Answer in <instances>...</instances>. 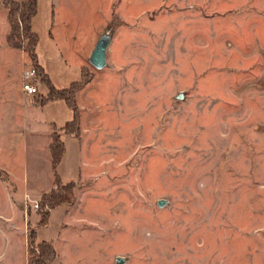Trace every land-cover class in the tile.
Masks as SVG:
<instances>
[{
  "label": "rangeland",
  "instance_id": "rangeland-1",
  "mask_svg": "<svg viewBox=\"0 0 264 264\" xmlns=\"http://www.w3.org/2000/svg\"><path fill=\"white\" fill-rule=\"evenodd\" d=\"M10 1L21 0H0V264H22L25 224L53 249L46 264H264V0H36L34 54L70 93L66 135L73 111L43 99L45 76L25 77ZM48 132L63 147L54 171ZM53 172L70 200L34 228Z\"/></svg>",
  "mask_w": 264,
  "mask_h": 264
},
{
  "label": "trees",
  "instance_id": "trees-1",
  "mask_svg": "<svg viewBox=\"0 0 264 264\" xmlns=\"http://www.w3.org/2000/svg\"><path fill=\"white\" fill-rule=\"evenodd\" d=\"M35 4L36 0H21V1H10L7 7V16L8 22L10 26V30L12 33L17 34V23L21 25V34L23 39L26 40V44L24 45V49L28 58L33 65L34 75L37 76H45L41 82H43L47 88L48 92L44 100L54 101V100H63L67 107H69L72 111L73 105L68 99L70 93L66 90H56L51 87L48 78L44 74L43 70L37 65L36 58L34 54V47L36 44V35L30 29V20L35 14ZM18 35V34H17ZM86 83V80L84 81ZM74 86V85H72ZM71 87V86H70ZM42 99V102L44 101ZM75 113L73 111V118L71 121L64 124L62 128L59 129L63 134H68V126L73 123ZM50 143L48 145V151L50 156V164L52 171L58 164L62 153L63 147L62 142L60 140V134L51 133L50 134ZM52 189L45 194H42L40 198V208L37 215H39V221L35 224L34 228L43 227L47 223L48 213L63 204H67L68 200H70V192L72 189L71 183L61 184L55 172H53L52 179ZM46 208L45 212L42 209ZM27 259L26 264H46L51 261L54 257V251L51 248L48 242L41 241L39 243H35V232L34 230H27ZM35 243L34 247L33 244Z\"/></svg>",
  "mask_w": 264,
  "mask_h": 264
},
{
  "label": "water",
  "instance_id": "water-1",
  "mask_svg": "<svg viewBox=\"0 0 264 264\" xmlns=\"http://www.w3.org/2000/svg\"><path fill=\"white\" fill-rule=\"evenodd\" d=\"M108 45L109 36L107 34L100 35L95 41L93 48L87 58L88 64L94 70H100L105 66V53ZM156 205L157 207H161L163 202L157 201ZM116 264H121V260L119 258L116 259Z\"/></svg>",
  "mask_w": 264,
  "mask_h": 264
},
{
  "label": "crops",
  "instance_id": "crops-1",
  "mask_svg": "<svg viewBox=\"0 0 264 264\" xmlns=\"http://www.w3.org/2000/svg\"><path fill=\"white\" fill-rule=\"evenodd\" d=\"M36 63L37 65L42 69V67L38 64V61L36 60ZM47 95V90H46V94ZM51 125V123H50ZM62 128V127H61ZM48 134V141H47V146L49 145V142H50V138H49V132L47 133ZM40 196V195H39ZM51 212V211H50ZM49 212V213H50ZM49 213H48V216H49ZM4 220H7V219H4ZM5 223V227H6V230L4 231V233H7L9 235V232H10V229L12 230V228L10 227L9 223H7V221H2ZM27 224H25V228L23 230V234L21 235V238L18 240L21 242V250L19 251V255L21 256V259H22V264H26V256H27ZM13 231V230H12ZM14 232V231H13ZM15 233V232H14ZM16 234V233H15ZM17 235V234H16ZM18 237V236H17ZM4 240L5 239H9V238H5V237H2ZM36 243V242H35Z\"/></svg>",
  "mask_w": 264,
  "mask_h": 264
},
{
  "label": "built area",
  "instance_id": "built-area-1",
  "mask_svg": "<svg viewBox=\"0 0 264 264\" xmlns=\"http://www.w3.org/2000/svg\"><path fill=\"white\" fill-rule=\"evenodd\" d=\"M24 74H25V77H27V78L32 77L34 75V70L29 69ZM24 79H26V78H24ZM21 91H22V93H24L26 95H30V96H33L36 94V88L34 85H32L30 83V81H22L21 82ZM36 208H37V206L34 204V209H36Z\"/></svg>",
  "mask_w": 264,
  "mask_h": 264
}]
</instances>
